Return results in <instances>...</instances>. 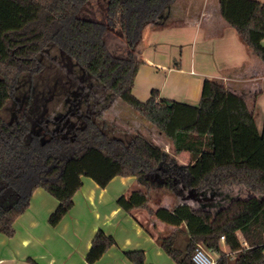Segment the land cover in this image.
I'll list each match as a JSON object with an SVG mask.
<instances>
[{
	"label": "trees",
	"instance_id": "1",
	"mask_svg": "<svg viewBox=\"0 0 264 264\" xmlns=\"http://www.w3.org/2000/svg\"><path fill=\"white\" fill-rule=\"evenodd\" d=\"M171 1L157 5L139 0L137 7L148 10L150 17L138 22L133 44L144 25ZM219 1L226 23L264 63V1ZM90 2L0 0V232L15 235V221L39 187L59 200L49 217L55 226L73 208L84 176L102 187L117 175L135 176L139 185L117 203L132 216L146 211V222L135 218L178 264H197L193 255L198 247L216 254V264H264V127L258 129L253 105L217 78L205 79L198 105L161 97L158 89L148 100H140L133 87L141 60L134 50L126 56L112 52L108 26L80 15ZM132 13L130 7L124 15ZM50 46L162 130L177 153L190 152L191 161L178 163L145 135L110 124L93 108L76 112L75 121L66 115L51 119L75 86L44 54ZM44 121L48 125L43 126ZM180 184L193 197L213 186L233 184L247 185L253 195L235 197L218 209L184 200L170 207L152 206L155 189L177 192ZM152 220L174 229L155 233ZM223 235L229 252L223 249ZM116 243L100 228L87 261L94 264ZM125 253L134 264H149L144 250Z\"/></svg>",
	"mask_w": 264,
	"mask_h": 264
},
{
	"label": "crops",
	"instance_id": "2",
	"mask_svg": "<svg viewBox=\"0 0 264 264\" xmlns=\"http://www.w3.org/2000/svg\"><path fill=\"white\" fill-rule=\"evenodd\" d=\"M182 1L190 9L185 17L164 22L162 17L175 11L169 6L171 10L163 9L143 28L134 50L141 64L133 93L146 101L152 90L158 89L161 97L198 105L205 79H221L253 105L257 127L262 131L264 63L245 45L236 28L226 23L219 0ZM262 42L264 45V38ZM175 153L169 154L179 163L191 161L190 152ZM135 185H139L135 176L117 175L105 187L84 176L73 208L55 226L49 217L59 200L44 188H37L28 209L15 221V235L0 232V264H90L87 255L100 228L113 235L117 243L94 264H134L125 252L136 249L144 250L149 264H178L135 218L146 222V211L132 216L118 205V198ZM162 205L171 204L163 200ZM151 224L160 232L174 229L158 220ZM223 249L229 252L226 244Z\"/></svg>",
	"mask_w": 264,
	"mask_h": 264
},
{
	"label": "rangeland",
	"instance_id": "3",
	"mask_svg": "<svg viewBox=\"0 0 264 264\" xmlns=\"http://www.w3.org/2000/svg\"><path fill=\"white\" fill-rule=\"evenodd\" d=\"M159 1L154 0L153 3L158 5ZM138 2L139 0H131L128 4H119L115 0H91L86 5V8L82 9L80 15L105 23L108 26L106 38L112 52L118 56H126L129 51L135 50L137 41L141 39L144 29H142L136 43L133 44L132 36L137 29L138 22L144 17H150L148 10L137 7ZM169 6L175 8V11L171 15L162 17L164 18V22L170 21L173 18L175 19L178 16L181 18L185 17L186 13L190 11L182 0H175L172 5L168 4L164 8L165 11L171 10ZM130 7L133 9V13L130 17H125L124 13ZM147 24L149 22L143 28ZM44 54L68 73L75 86L74 90L70 93L68 101L63 100L60 103L50 115L51 119L66 115L75 121L78 118L76 112L77 114H83L88 107L93 108L100 113L101 118L107 120L110 124L131 132L141 133L166 151H168L167 148H170L169 153L176 154L169 138L162 130L143 117L120 97L114 96L111 91L104 89L103 85L96 78L92 77L75 60L63 53L58 47L50 46L44 51ZM44 125H48V123L44 121ZM54 126L52 125L51 127L53 128ZM177 192L167 187L155 189L152 193V206L163 203V200L171 205L184 200L195 206L209 205L213 209H218L228 204L235 197H249L253 195L250 187L241 184L213 186L204 190L199 197H193L192 193L184 189L182 184L177 187ZM258 195L260 196V194ZM151 225L153 226V224ZM155 227V230L160 232L156 225Z\"/></svg>",
	"mask_w": 264,
	"mask_h": 264
},
{
	"label": "built area",
	"instance_id": "4",
	"mask_svg": "<svg viewBox=\"0 0 264 264\" xmlns=\"http://www.w3.org/2000/svg\"><path fill=\"white\" fill-rule=\"evenodd\" d=\"M221 241L225 244V236H221ZM193 259L197 264H216V258H214L203 247H198L194 252Z\"/></svg>",
	"mask_w": 264,
	"mask_h": 264
}]
</instances>
